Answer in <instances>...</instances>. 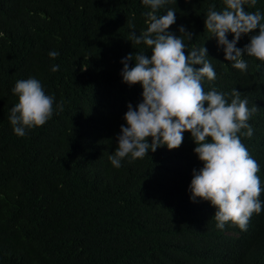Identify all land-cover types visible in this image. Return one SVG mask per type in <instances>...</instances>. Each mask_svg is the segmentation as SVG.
Returning a JSON list of instances; mask_svg holds the SVG:
<instances>
[{"label": "trees", "instance_id": "trees-1", "mask_svg": "<svg viewBox=\"0 0 264 264\" xmlns=\"http://www.w3.org/2000/svg\"><path fill=\"white\" fill-rule=\"evenodd\" d=\"M213 5L225 7L223 0H168L157 15L175 10L169 31L182 37L185 55L205 44L216 72L202 81L205 91L230 101L236 88L257 106L253 135L241 141L264 188V61L244 56L246 71L231 67L205 29ZM256 9L264 13V0L245 4ZM149 10L141 0H0V264H264V210L247 230L231 222L220 230L210 202L190 200L192 170L202 167L190 132L177 149L124 158L119 168L108 159L128 103L142 100L139 83L122 81L121 58L133 53L132 67L137 51L151 54L130 36L146 29ZM50 50L59 55L50 58ZM29 76L54 94V112L21 137L7 117L18 102L15 81Z\"/></svg>", "mask_w": 264, "mask_h": 264}, {"label": "clouds", "instance_id": "clouds-1", "mask_svg": "<svg viewBox=\"0 0 264 264\" xmlns=\"http://www.w3.org/2000/svg\"><path fill=\"white\" fill-rule=\"evenodd\" d=\"M141 2L150 8L144 13L147 27L139 34L130 32V36L136 44L150 47L151 54L137 51L135 63L129 67L133 53H128L121 58L120 74L129 86H142V100L135 107L128 103L126 123L120 125L116 137L118 146L108 159L119 168L124 158L131 162L162 146L177 149L184 133L190 132L196 145L193 151L202 162V167L192 170L190 200L210 202L215 208L212 218L217 229L223 230L231 222L247 230L253 213L264 210V200L260 199L264 188L257 175L260 167L241 141L242 136L253 135L249 119L257 106L249 107L247 98L242 99L236 88L232 89L230 101L226 93L214 88L205 91L202 81L216 79L205 44L192 47L185 55L188 46L180 35L169 31L176 20L175 10L168 8L157 15L168 0ZM256 2L223 0L225 7L217 11L210 6L204 20L205 29L216 39L224 59L242 73L248 66L244 56L264 61V13L259 9L245 10V4L254 6ZM179 33L192 39V33L183 25ZM249 33V42L243 48L237 47L242 35ZM58 55L56 50L48 52L50 58ZM58 69V64L51 65V71ZM11 91L18 102L9 109L7 118L17 136L26 135L27 129L42 126L52 117L55 96L47 94L37 78L18 79ZM56 109H62V103H56Z\"/></svg>", "mask_w": 264, "mask_h": 264}]
</instances>
